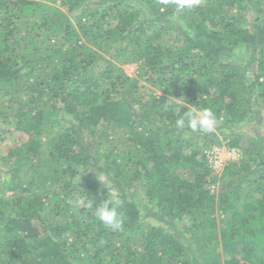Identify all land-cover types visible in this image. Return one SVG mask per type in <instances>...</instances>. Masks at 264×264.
Returning <instances> with one entry per match:
<instances>
[{"label": "trees", "instance_id": "trees-1", "mask_svg": "<svg viewBox=\"0 0 264 264\" xmlns=\"http://www.w3.org/2000/svg\"><path fill=\"white\" fill-rule=\"evenodd\" d=\"M205 108L215 132L177 126ZM261 119L264 0H0V264H264L262 136L235 130ZM214 140L242 152L220 174Z\"/></svg>", "mask_w": 264, "mask_h": 264}, {"label": "rangeland", "instance_id": "rangeland-1", "mask_svg": "<svg viewBox=\"0 0 264 264\" xmlns=\"http://www.w3.org/2000/svg\"><path fill=\"white\" fill-rule=\"evenodd\" d=\"M56 4L59 5L57 2ZM250 60L247 59V62ZM243 63V66H245L246 70L248 73H250V70L253 68L251 67L250 64L248 63ZM247 65V67H246ZM121 68L123 71L131 78L138 79V63H128V64H123L121 65ZM251 76V74H248ZM137 87H138V92L139 93H144L148 94L152 90H154L156 93H159L158 89L155 87H151L149 82H146L143 78L138 79L136 82ZM261 115V114H260ZM217 130V128H215ZM215 130L213 132H215ZM235 130L240 131L244 136H257L258 134L262 136V141H261V148L263 149L264 152V119H261L259 121H253V122H242L239 123L238 125L235 126ZM196 134L204 136L208 135L209 133L197 130L195 131ZM219 139H222L223 135H218ZM219 140H214L212 141L213 145L212 147L207 151V156L209 159V162L211 164V168L217 173L220 174L221 171L223 170V167L227 164V162H235L238 161L242 152L241 150L234 149V148H229L225 142L221 141L222 143L218 142ZM247 145V144H246ZM245 147V146H244ZM160 216L150 207L148 208L147 212L144 215L143 220L148 221L150 224H155L156 222H161L162 224L164 220L162 218H159ZM178 225V224H177ZM179 229L180 226L178 225Z\"/></svg>", "mask_w": 264, "mask_h": 264}, {"label": "clouds", "instance_id": "clouds-1", "mask_svg": "<svg viewBox=\"0 0 264 264\" xmlns=\"http://www.w3.org/2000/svg\"><path fill=\"white\" fill-rule=\"evenodd\" d=\"M199 0H160L162 6H168L169 4L175 5L177 8H183L184 6L192 7L197 4ZM179 104V99L177 100ZM181 106L176 108V112L180 114ZM187 123L193 131H203L206 133L213 132L217 126L218 120L210 108L202 110L190 109L183 112L182 115L176 121L178 127L183 128ZM122 200L116 192H111L108 198L104 199L100 204L95 206L94 215L105 226L119 230L124 225V218L121 215L119 209L122 206ZM93 207L91 203L87 205Z\"/></svg>", "mask_w": 264, "mask_h": 264}]
</instances>
